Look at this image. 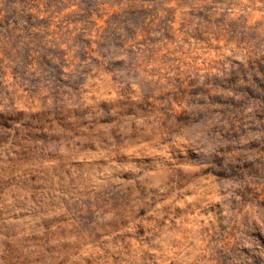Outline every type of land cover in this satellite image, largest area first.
I'll use <instances>...</instances> for the list:
<instances>
[{
	"label": "clouds",
	"instance_id": "obj_1",
	"mask_svg": "<svg viewBox=\"0 0 264 264\" xmlns=\"http://www.w3.org/2000/svg\"><path fill=\"white\" fill-rule=\"evenodd\" d=\"M0 264H264V0H0Z\"/></svg>",
	"mask_w": 264,
	"mask_h": 264
}]
</instances>
